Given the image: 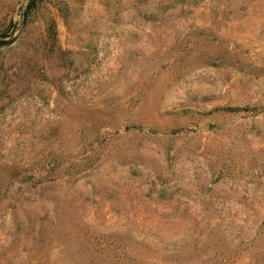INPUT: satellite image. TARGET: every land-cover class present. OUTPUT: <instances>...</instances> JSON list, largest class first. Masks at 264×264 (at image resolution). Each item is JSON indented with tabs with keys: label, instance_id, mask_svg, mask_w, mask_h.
I'll return each instance as SVG.
<instances>
[{
	"label": "rangeland",
	"instance_id": "rangeland-1",
	"mask_svg": "<svg viewBox=\"0 0 264 264\" xmlns=\"http://www.w3.org/2000/svg\"><path fill=\"white\" fill-rule=\"evenodd\" d=\"M0 264H264V0H0Z\"/></svg>",
	"mask_w": 264,
	"mask_h": 264
}]
</instances>
